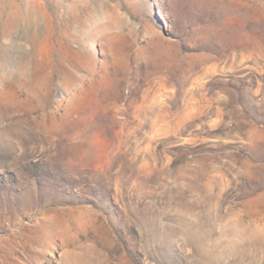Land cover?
<instances>
[{"label": "rangeland", "instance_id": "1", "mask_svg": "<svg viewBox=\"0 0 264 264\" xmlns=\"http://www.w3.org/2000/svg\"><path fill=\"white\" fill-rule=\"evenodd\" d=\"M0 264H264V0H0Z\"/></svg>", "mask_w": 264, "mask_h": 264}]
</instances>
